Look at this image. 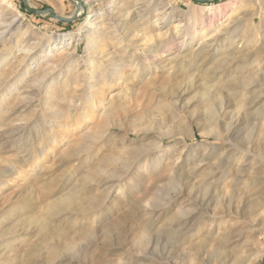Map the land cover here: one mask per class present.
<instances>
[{
    "label": "rangeland",
    "instance_id": "rangeland-1",
    "mask_svg": "<svg viewBox=\"0 0 264 264\" xmlns=\"http://www.w3.org/2000/svg\"><path fill=\"white\" fill-rule=\"evenodd\" d=\"M12 2L20 29L9 42L0 38V264H264V102L248 105L264 93V0H91L100 8L93 12L83 0ZM134 11H147L153 47L166 44L146 61L129 66L134 49L111 37L94 44L88 26L69 44L53 39L96 21L108 33L111 17ZM189 16L202 21L195 26ZM188 28L199 33L194 40L178 36ZM216 33L212 46L204 43L193 56L198 42ZM22 43L38 63L23 79L20 53L7 54ZM97 49L121 62L120 79L104 85L82 125L70 132L51 127L83 115L80 100L69 96L82 93L89 65L100 66ZM52 68L57 106L70 117L43 123L46 97L36 89ZM107 110L118 114L103 149L75 160L76 142L105 121ZM47 130L62 135L42 146ZM138 147L149 152L148 163L113 170L121 167L118 156ZM109 154L112 165L104 162ZM96 168L103 173L88 174ZM222 176L224 186L216 183ZM69 197L71 203L61 201ZM52 204L58 210L48 211ZM228 208L227 218L215 215ZM29 218L60 232L30 262L25 253L40 238Z\"/></svg>",
    "mask_w": 264,
    "mask_h": 264
},
{
    "label": "bare ground",
    "instance_id": "bare-ground-1",
    "mask_svg": "<svg viewBox=\"0 0 264 264\" xmlns=\"http://www.w3.org/2000/svg\"><path fill=\"white\" fill-rule=\"evenodd\" d=\"M83 1L85 2V5H88V6H90V4L93 3V2H91V0H83ZM142 1L144 3L149 2L148 0L147 1L142 0ZM152 1L153 0H150L149 4ZM59 3H60V5L62 4V2H59ZM98 6L99 5H94L93 7L90 6L89 7L90 12L99 11L100 8H97V10H93L94 7H98ZM260 8H261V6L258 5V10H260ZM53 16H54V14H53ZM189 17H190V19H192V22L194 23L195 26L197 24L201 23V21H202V19L199 20V19L194 18L192 16H189ZM19 20H20V13L18 11H16L12 0H0V38H1V40L8 39V42H9L12 38L17 36L16 34L19 32V29H20V27L18 25ZM110 20L112 23V26H111L112 29L110 31L108 30L109 31L108 33H105L104 27H102L100 25H96L95 24V23H97V21H96L95 23H88L85 26L84 25L81 26L74 33L71 32V33H66V34H62V35H58V36H53V39H55L58 44H65V43L69 44L72 40L75 39L76 36L78 38L80 36H82L84 30L88 29V28H86V26H88V27H90V32H91L90 35L95 40L94 44L98 43V45H100L101 43H104L105 41L108 42V41H110V37H111L114 40L117 39L121 42H125L127 47L134 49L135 52H133L132 57H130L131 60L129 62V66L134 65L135 60H133V59H135V58L139 59V60L142 59L144 61L151 59V57H154L155 54L158 52V48L164 47V45H166V44H164L163 41H161L160 43L158 42V44L155 45V47H153L152 40H150V38H149L150 33L147 31L148 29L146 27L148 24L147 11H137V12L134 11L133 13L128 12L124 15H120L117 17H111ZM127 20L132 22L133 23V24L131 23L132 25L136 26V27H134L135 29L130 30L131 27L129 29H127V27H126L127 22H125V23L123 22V21H127ZM120 22H122V23H120ZM161 23L164 24L165 19ZM179 27H180V24L178 23L175 26V28H179ZM155 28H156V26H155ZM176 32H178V31H176ZM156 33H157L156 38H158V40H159L161 35H162L161 37L164 36L162 33L160 34V29H156ZM24 34L26 36L25 32H24ZM203 34H204V32H203ZM7 35L9 36L8 38H6ZM198 35H199V33L197 31H194V28L191 31H190V28H188L185 31H182L181 33L178 34V36H181L183 38L191 37V40H194V38L197 37ZM217 35H218L217 33L213 34V35L211 34V35L206 36L203 41H201L202 40L201 39L198 42L197 48H199V46H202V48L201 49L199 48V51L196 53H193L191 51L190 54L193 53V56H199V54H201L204 51V49L206 48L204 43H207L208 41H210L211 43L208 44L207 47H211L212 44L214 43V42H212V40H214ZM30 45H31V43H30ZM10 47L11 48H9L7 50V54H8V52L12 51L11 49H14V50H16V52L18 51V53H20V58L18 60L17 67L22 66L21 70L24 68V72L21 75H19L18 77L23 79L25 76L30 74L29 70L31 69V66L34 63H35V66L38 67V63L36 64V62H35L36 53L33 52L32 46H28V45L26 46V45H24V43H22L20 46L15 45V47H13V46H10ZM67 52H68V50H67ZM98 52H99V49L96 50V53L99 54L96 57H98L97 60L101 59V61L98 62L99 63L98 65H100V66L97 68V66H95V65H89V69L86 68L85 72H84L85 75L83 77V83H82L84 89L82 90V93L77 94L76 91H74L69 96L70 99H72V100L75 99V101H77V102H78V99L80 100V105L82 106L83 115L79 119L73 117V118H71V120L69 122L66 121V123L61 124V125L60 124L56 125V123L55 124L49 123V125L50 124L52 125L51 127H58V129L60 131L61 130H63V131L69 130L68 132H70L71 129H75L76 127L82 125L83 121H85L86 119H89V114L91 111H93L95 109V107L97 106V103L99 104L100 101L97 100V97H98L100 91L102 90V88L104 87V85L109 81V79H111V80L120 79L119 77L122 74V70H123L124 66L122 67L121 62L118 60L117 61L115 60L114 53L108 52L106 55H103L102 51L99 53ZM3 54H4V52L1 51L0 52V61L6 56V54L5 55H3ZM2 55L4 57H1ZM71 55H73L72 52L70 54H68V56H71ZM125 55H126V52L123 54V57ZM68 65H69V63H68ZM101 66H103L105 69L107 68L106 69L107 72L105 71L104 68L100 69ZM54 69L55 68H52L51 71L40 75V77L38 78V81L40 84H38L36 90L39 91V94L42 93L46 97L45 98L46 101L44 100L45 101V108H43V109L45 110L47 108V112L44 113V116L42 117L43 123H45L44 122L45 117H47L49 119H56L59 117H61V118L65 117V119H67L70 117L69 113H67L66 110L65 111L60 110L59 106H57L58 102H56V101L62 100V99L57 98V96L54 95L55 91L53 89H54V87H56V84H54V83H55V80L57 77V76H54L53 74H51V73H53ZM96 84H98V86H96ZM256 86H258V85L256 84ZM259 88H260V86H259ZM263 89H264V87H263ZM16 96H18V95H16ZM18 98H19V96H18ZM260 102H264V93L256 96L254 98V100H252L248 105L253 108L254 106L258 105ZM70 104H71V102H70ZM71 107L72 106L69 105L68 108L71 109ZM117 114L118 113L116 111L114 112V110H107V113L103 114V116L100 117V118H102V120H105V121H102V123H100L101 121H99L100 124L97 127H95L93 130L90 129V131H87L85 133L86 134L85 136H82V138H80V139H82V141L78 140L76 142L75 149L71 152V157L75 158V160H80L83 156H94L101 149H103V147H104L103 138H105V136H107L106 131H108V129H110V127L112 125V123L110 125V120L112 118L116 117ZM261 116H260L261 119H264V109H262V111H261ZM262 125H264V122H261V126ZM60 131L47 130L46 133H44V135H42V138H41L42 144L41 145L43 146L45 143H54L56 141V139L61 137L62 132H60ZM132 148H134V147H132ZM40 151H41V149H40ZM127 152H125V153H127ZM39 154H41V152H39ZM121 154H119V155H121ZM114 155L113 154L106 155L104 157V162L112 165L111 164L112 159L116 160V157ZM116 155H117V152H116ZM122 155H124V154H122ZM149 158H150L149 152H146V151L144 152L142 147H138V148H135V149H132L131 151H129L127 154L124 155V157L118 156L116 161L119 162V164H121V167L120 166L118 167V164H115L116 162L113 161L114 162L113 165L115 164L113 170H117V172H119V173H121V171L126 172L125 170L128 167H130V165H134V166L139 165V163L147 162V160ZM34 159H36L35 155H34ZM136 167H139V166H136ZM101 173H103V169H101V168H96L92 171H88V174H91V175H94V174L99 175ZM223 181H224V177L222 176L216 181V183L224 186ZM233 183H234V181H233ZM230 185H232V184L230 183ZM233 193H234V191L231 190V191L226 192L224 194L225 198H228V202H229L228 205H230V202L233 199ZM64 200L66 203H71L73 199H71L69 197V198L62 199L61 201H64ZM205 200H206V197H203L201 202L203 203V201H205ZM59 203H60V201H59ZM56 207H57L56 204H52L51 207L48 209V211L51 212V210H53V209L58 210ZM54 213H55V211H54ZM49 214H53V211H52V213H49ZM227 214H231L229 208L227 211L219 212V213H216L215 215L220 216V219H223L225 216L227 218ZM44 220H45L44 218H42V219H40V218H29V219H27V222L34 224L35 232L40 238L39 243L30 246L29 249L27 250V252L25 253V257L27 258V260L29 262L32 260V257L35 256V254L39 248H42V246L44 244L50 243V241L54 240L58 235V232H59V231H57L58 229L57 230L50 229L49 225H47ZM218 222H220V220ZM172 227H174V226L173 225L171 226V231H172V233H175V230H174V228L172 229ZM59 237L61 238V236H59ZM65 245H66L67 249H72V247L74 246L73 243H71V242H70V244L66 243ZM50 251H52V250L50 249ZM3 256H5V252L0 254V258ZM49 257H53V256L50 254Z\"/></svg>",
    "mask_w": 264,
    "mask_h": 264
},
{
    "label": "water",
    "instance_id": "water-1",
    "mask_svg": "<svg viewBox=\"0 0 264 264\" xmlns=\"http://www.w3.org/2000/svg\"><path fill=\"white\" fill-rule=\"evenodd\" d=\"M191 1H193V2H197V3H201V4H203V3H209V2H213V1H215V0H191ZM44 13H48L50 16H53V13H52V11L51 10H49V9H47V10H45V11H43ZM43 12H39V11H34V13H36V14H40V13H43ZM54 17V16H53ZM57 19L58 20H63V21H65L63 18H61V17H57Z\"/></svg>",
    "mask_w": 264,
    "mask_h": 264
}]
</instances>
